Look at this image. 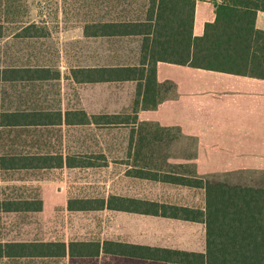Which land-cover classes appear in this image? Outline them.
<instances>
[{"label": "trees", "instance_id": "obj_1", "mask_svg": "<svg viewBox=\"0 0 264 264\" xmlns=\"http://www.w3.org/2000/svg\"><path fill=\"white\" fill-rule=\"evenodd\" d=\"M132 2L100 0L96 7L99 14L78 23L77 28L82 29L86 37H106L110 52H115L118 45L112 44L122 37L132 44L139 43L136 57L111 56L104 63L72 65L63 73L58 66L48 63V59L27 58L18 63L7 58L0 63V83H43L61 77L78 84L135 81V95L129 112L90 113L84 108L35 103L13 106L10 101L9 105L0 108V127L36 129L93 125L127 128V148H134V159L147 164L148 169L134 168L125 174L192 191L200 190L202 207L109 194L106 199L69 198L68 210L106 208L201 222L205 231L204 251L181 253L180 261L188 264H264V182H232L200 175L187 163L175 166L163 153L166 137L158 131L177 128L167 129L169 127L155 124L151 130L152 124L137 121L139 110L156 109L164 98L161 87L168 82L157 81L158 62L264 79V29L256 27L257 12L264 11V0L213 1L215 19L205 23L200 36H194L192 32L196 0H139L135 5ZM47 28L48 21L30 17L27 0H0V38L10 37L14 41L46 38L50 33ZM128 47L126 49H131ZM33 145L25 146V150L16 149L18 145H9L11 150L0 155L1 168L39 171L106 163L102 153L48 149V144L43 143L36 148ZM34 195L38 197L36 193ZM41 209L42 200L38 198L0 204L3 211ZM87 244L91 250L84 252L76 250L82 243L73 241H0V260L6 258L17 262L19 259V263L32 264L39 260L61 259L67 253L71 256L96 255L99 243ZM137 249L134 245L126 253L136 255Z\"/></svg>", "mask_w": 264, "mask_h": 264}, {"label": "crops", "instance_id": "obj_2", "mask_svg": "<svg viewBox=\"0 0 264 264\" xmlns=\"http://www.w3.org/2000/svg\"><path fill=\"white\" fill-rule=\"evenodd\" d=\"M213 1L220 0H196L193 28L194 36H200L203 33L206 22H212L215 19V8ZM263 28H262V27ZM256 27L264 29V11H258L256 16ZM77 38L86 42V40H97L100 45L102 39L106 37H86L82 29L77 28L73 33ZM116 39V38H115ZM122 37L115 40L113 46L125 42ZM138 44L133 50L124 51L122 48L115 49V52H124L126 57H136L139 55ZM109 45H104L103 52L111 51ZM122 47V46H121ZM106 53V52H105ZM130 54V55H128ZM156 77L159 83L166 80L172 81L177 89L178 97H164L156 109L139 110L137 121L149 124L158 123L162 126L178 127L184 134L197 138V151L194 162L172 161L174 164H189L192 170L200 175L219 173V171H235L246 168L247 166H261L264 168V79L226 73L221 71L206 70L187 65H179L168 62H158L156 65ZM109 83H128L130 87V101L123 107H132L135 95L136 82H93L82 83L84 87L94 86L101 88L102 85ZM85 94V98H86ZM93 95V94H92ZM91 100L92 96L89 95ZM8 102H10L8 100ZM96 108L90 110V113H124L118 110L106 109L108 105L103 102L96 103ZM6 107L4 104L0 108ZM86 111L87 108L84 107ZM89 112V111H88ZM155 122V123H153ZM7 127H0L2 131H9ZM9 145L0 142V155L5 153ZM16 149H20L19 146ZM102 150L96 153H102L106 156V163L83 168H96L104 170L113 164H119L124 168V172L134 168L148 169V165L141 160L134 159L136 150L126 148L119 153V161L108 158L109 153ZM146 152V151H145ZM145 155H148L146 153ZM113 162H112V161ZM79 168V167H77ZM31 170L25 169H2L0 166V204L17 203L26 199L42 200V209L40 211H27L29 213H41L45 200L46 183L38 180L40 194L32 192L36 180L31 178L27 180V173ZM129 178L137 179L134 177ZM152 186L159 185L163 193L158 196H127L108 191L82 194L77 196L65 194V202L69 198H95L104 197L109 194L125 197L139 198L146 201H159L181 205L202 207L201 191L173 184H163L161 182L150 181ZM31 184L30 186L25 184ZM106 184V182H105ZM29 189V190H28ZM29 192V193H28ZM201 195V196H200ZM197 196V197H196ZM198 196L200 198H198ZM66 210L67 207H65ZM72 213L83 212H112L118 213L133 221L135 217L143 218L144 226H132V223L126 226L115 228L114 233L107 230L79 231L65 237L61 230L52 232L47 238L39 240H63L66 243L73 241L82 243L76 250H91L88 242H98L99 250L96 255H65L66 264H188L179 260L184 252H203L205 245V231L203 223L187 221L150 213H135L122 210H109L106 208L99 210H68ZM26 211H3L0 210V220H6L9 223L6 226L0 221V241H25L31 238H20V225L17 217ZM15 218V219H12ZM132 218V219H131ZM136 223V222H135ZM170 223L181 227L160 228L161 224ZM16 226V230L14 227ZM120 229V230H119ZM34 240L37 238H33ZM138 247L137 254H127L126 251L132 246ZM103 246L105 249H103ZM5 260H9L4 258ZM109 259V260H107ZM98 260V261H97ZM19 262V259H17Z\"/></svg>", "mask_w": 264, "mask_h": 264}, {"label": "rangeland", "instance_id": "obj_3", "mask_svg": "<svg viewBox=\"0 0 264 264\" xmlns=\"http://www.w3.org/2000/svg\"><path fill=\"white\" fill-rule=\"evenodd\" d=\"M100 0H27L30 17L36 20L48 21L50 30L46 38L36 40L14 41L10 37L0 38V63L5 59L11 58L21 62L27 58H37L47 60L48 63L58 66L60 72H65L70 66L75 64H92L95 62L104 63L105 59L111 56H123L124 52H103L104 45L108 46L107 39H102L100 45L97 40L90 39L83 42L72 33L79 27L77 24L87 19L96 17L99 11L96 10ZM128 2V0H126ZM132 2V0H129ZM139 0H134L135 5ZM84 3V4H83ZM43 25V24H42ZM262 27V26H261ZM263 28V27H262ZM131 41V40H130ZM129 45L128 48L126 47ZM135 44L129 41L120 42L117 50L122 48L124 51H131ZM122 46V47H121ZM112 53L114 55H112ZM130 55V54H128ZM98 60V61H97ZM170 83L161 87L162 97L170 96L177 98L178 93L175 84L166 80L163 83ZM32 91L34 94H31ZM85 94L86 98H85ZM93 94V95H92ZM89 95L92 96L91 100ZM13 106L20 104L35 103L44 106H56L69 108H87L93 110L96 103L103 102L108 105V110L122 109L120 112H129L130 107H123L130 101V87L128 83H109L102 85L101 88L84 87L82 84L74 83L61 77L60 80L48 82H20L17 84L0 83V106ZM155 123V122H153ZM157 124L159 127L162 126ZM152 124L150 129L154 127ZM157 126V128H158ZM160 130L166 137L163 143V153L172 161L194 162L197 151V138L184 134L181 129ZM7 131L0 130V142L6 145L19 146L25 150L26 147L33 145H47L48 149L63 148L70 152H100L106 150L108 158L119 161V153L123 152L128 146V129L123 127H95L90 126H54L43 128H12ZM26 146V147H25ZM39 148V147H38ZM106 152V153H107ZM188 157V158H187ZM112 161V160H111ZM113 162V161H112ZM172 163V162H171ZM174 164V163H172ZM178 166V164H174ZM178 168V167H177ZM213 178L229 179L232 182H247L250 184L264 182V168L261 166H247L246 168L235 171H219V173L206 174ZM27 180H36L35 187L31 193L40 194L39 179L46 183V203L43 204L41 213H23L17 217L20 225V238H47L61 230L64 236L70 237L72 233L90 230H107L114 233V229L119 226H144L143 218L135 217L133 221L119 216L112 212H83L72 213L65 209V194L77 196L88 193L108 191L127 195V196H158L163 193L159 185H154L141 179H133L126 176L124 168L119 164H113L104 170L96 168H54L27 173ZM106 182V184H105ZM30 186L31 184H25ZM29 190V189H28ZM29 193V192H28ZM201 196V195H200ZM197 197V196H196ZM198 198H200L198 196ZM202 200V196H201ZM15 219V218H12ZM132 219V218H131ZM3 225L9 223L1 219ZM136 222V223H135ZM1 226V223H0ZM181 227L170 223L161 224L160 228ZM116 228V229H117ZM16 230V226L14 227ZM120 230V229H119ZM91 232V231H90ZM109 260V259H107ZM98 261V260H97ZM0 264H23L10 260H0ZM24 264L26 262L24 261ZM32 264H66L65 257L57 260H39Z\"/></svg>", "mask_w": 264, "mask_h": 264}]
</instances>
